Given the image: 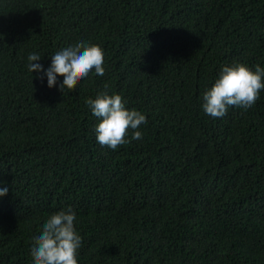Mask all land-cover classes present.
Returning a JSON list of instances; mask_svg holds the SVG:
<instances>
[{
    "label": "trees",
    "instance_id": "1",
    "mask_svg": "<svg viewBox=\"0 0 264 264\" xmlns=\"http://www.w3.org/2000/svg\"><path fill=\"white\" fill-rule=\"evenodd\" d=\"M77 37L103 48V76L62 89L28 72L29 52L46 67ZM233 60L264 66V0H0V264H28L68 205L78 264H264V90L201 108ZM105 82L147 117L115 150L85 103Z\"/></svg>",
    "mask_w": 264,
    "mask_h": 264
},
{
    "label": "clouds",
    "instance_id": "2",
    "mask_svg": "<svg viewBox=\"0 0 264 264\" xmlns=\"http://www.w3.org/2000/svg\"><path fill=\"white\" fill-rule=\"evenodd\" d=\"M39 51H31L26 57V68L32 75L51 85L58 83L63 89L73 87L81 78L94 72H105L103 48L88 39L77 37L62 42L54 48L45 67ZM62 73V75H59ZM264 90V66L257 63L249 66L239 60L221 64L210 86H205L200 95L201 108L205 115L222 117L229 107L250 108ZM85 103L97 118L94 125L95 138L101 146L115 150L119 145L142 139L140 128L147 123L146 114L136 108H128L127 101L118 92L111 91L107 82ZM129 130L130 135H129ZM9 191L0 181V198ZM76 212L71 205L47 215L39 229L30 237L31 259L28 264H78V252L82 236L76 228Z\"/></svg>",
    "mask_w": 264,
    "mask_h": 264
}]
</instances>
